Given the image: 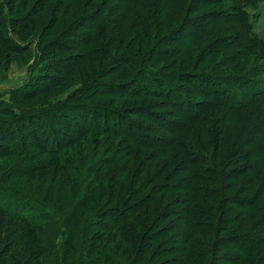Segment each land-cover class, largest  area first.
I'll list each match as a JSON object with an SVG mask.
<instances>
[{"label":"trees","instance_id":"1","mask_svg":"<svg viewBox=\"0 0 264 264\" xmlns=\"http://www.w3.org/2000/svg\"><path fill=\"white\" fill-rule=\"evenodd\" d=\"M109 1L102 0L100 3L106 5ZM116 1L106 13L100 9L98 16L86 11H83L81 16H76L82 29L80 34L73 31V24L70 29L62 30V33L66 32V37H74L76 43L81 45L68 44L60 39L54 49L48 45L44 46L45 58L52 57V60L55 59L53 57L63 56L64 60L67 59L64 62L70 64L68 67L58 70L55 64L47 66L45 63L44 68L51 70L52 74H47L36 83L13 90L9 97L11 104L0 103V158L10 156L12 159L7 168L0 167V176L13 180L18 174L35 175L51 166L58 172L59 183L71 185L66 193L74 196L80 191L77 194L80 197L75 203L69 199L66 204H58L65 194V184H59L56 190L58 203L55 200H44L45 194L43 198L36 196L33 189L23 190L26 195L16 191L15 195L19 196L18 203L23 205L22 208L3 207L0 212L4 214L3 210H6L7 217L18 223L24 235L22 242L26 247L30 246L29 239L26 238L30 227L49 235L46 240L41 239L35 245L37 248H33L30 258L34 257L35 260L31 264H60L56 255L57 237L61 241L59 246H72L78 235H83L87 241H91L92 231L109 228L99 220V217H103L101 208L87 214L84 219L77 220L79 211L92 202L97 191V200L105 195L107 203L118 202L126 206L119 219L116 214L109 218L110 227L124 239L123 242L140 238L136 245L137 250L142 246V252L135 255L129 264L132 261L134 264H141L145 260V254L152 248L150 245L155 237H149L145 234L146 231L136 234L133 226L142 225L146 229L147 226L162 224L170 216L168 211H164L159 216L151 217V210L156 207L151 202L158 194L167 192L169 187L162 185L167 184L164 183L166 178L173 179L178 175L179 180L172 184L182 191V197L175 204L181 207L177 216L182 221L183 232L180 240L186 245V249L183 253L181 249L179 257L173 261L174 264H264V34L257 31V19L264 11V0H237L231 6L200 14V9L205 5H214L221 0H202L201 5L195 4L200 0ZM69 2L75 3V0ZM117 3L120 5L116 8ZM62 8H65V0ZM129 10L134 14L132 16L137 27L135 35L129 38L120 37L116 42L114 38L117 40V35L114 30ZM6 11L11 12L10 8ZM65 11L71 13V10ZM94 11L96 9L88 12ZM73 19L75 16L71 17V21ZM59 24L56 15L47 28L53 29ZM171 27L173 30L186 31L182 36L184 42L176 43L179 47L182 43V57H188V60L193 58L191 69L195 70L183 71L176 75V78L164 77L162 80L158 76L154 77L156 85L158 83L163 86L162 90L158 86L153 87L149 76L133 79L145 65L157 63L161 54L156 53L160 52L159 46L165 38L162 33H167L170 38ZM229 30L231 31L226 34L225 31ZM108 33L110 38H107ZM211 33L219 34V47L215 46L212 40H208L210 43L199 46L194 56L188 54L189 49L197 44V41L199 44L203 37L213 38L209 36ZM105 38L106 42L103 40ZM110 39H113L111 45L116 42L115 50L108 47ZM0 45L6 48L9 43L1 39ZM68 50L79 51V54H75L77 57L74 61L70 58L74 55L65 54ZM203 51H206L207 56H202ZM222 53L224 55L208 67L212 70H199L209 63L211 65ZM128 63L132 67L127 72L125 66ZM164 65H172V61L165 60L162 63V66ZM80 67H85L89 73L94 71L95 75L93 78L85 76V80L81 75L77 77V80L81 78L84 85L83 90L80 89L82 94L76 99L105 101L106 96L113 95L116 99L120 97L118 95L135 98L138 94H144L145 97L156 94L164 96V99L170 98L167 101L172 103L171 106L177 110H174V113L182 120L176 122L179 124L177 129L181 132L178 137L175 136L177 140L172 142L177 150L172 154L173 166L166 174L163 172L168 163L165 159H162L160 164L159 160L154 163H137L140 167L136 173L137 169L131 167L133 162H137L136 153H133L130 146H119L117 149L114 142L103 141V150L96 146L99 143L94 144L91 150L89 146L81 144L78 152H85V155L86 151L95 153V156L101 150L104 153L110 151L108 156L102 154L94 163H90L87 171L75 173L73 170L78 166L75 159L78 157L59 155L60 150L74 145L87 134L86 132L94 134L95 137L106 134L107 139L110 135H122L130 140L132 132L128 129L138 131L136 121L125 109L107 115L106 110L94 112L91 105L73 104L67 98L48 101L39 98L65 82L66 77L76 78ZM227 68L236 72L232 71L233 74L228 75L220 71ZM113 74L128 79L123 80L122 84L108 85L107 92L84 93L89 91L86 90L88 88L97 87L96 76L106 77ZM227 76L231 78H226ZM176 79L188 81L186 91L179 88L180 83H176ZM140 82L145 87L152 88V93H149L151 89L143 90V86L138 87L139 90L129 88ZM7 106L15 108L18 113L16 110L10 111ZM3 108L5 112L2 111ZM191 109L193 111L188 113ZM141 110L145 112L143 108ZM215 112L216 115H213ZM87 113L92 115L89 126H86L84 121ZM137 114L135 112L134 115ZM97 115L103 117L98 119ZM114 120L120 122V132H115L116 129L111 127V121ZM8 121H13L18 126L15 127V132L6 135L11 128ZM175 127L171 126V130ZM133 138L134 143L140 145L145 143L143 140L148 136ZM165 147L167 146L164 144V147L160 148L163 149L160 155L173 151H165ZM27 157L34 159L33 166H30L31 161H28ZM90 167H93V172H98V177L104 172L109 173V182L99 184V178L95 176L97 178L93 177L91 182L86 184ZM143 174H146V181L139 184L138 177ZM128 180L129 183L126 184ZM96 181L98 183H95ZM120 182L122 184H119ZM6 187L8 184H5ZM15 187L20 190L16 185ZM147 189L150 190L149 196H141ZM31 202L34 203L33 207L29 206ZM25 210L35 211L37 218L25 216ZM124 221L130 222L131 226H123L121 222ZM153 255L155 254H151ZM59 258L66 260L65 251Z\"/></svg>","mask_w":264,"mask_h":264},{"label":"rangeland","instance_id":"2","mask_svg":"<svg viewBox=\"0 0 264 264\" xmlns=\"http://www.w3.org/2000/svg\"><path fill=\"white\" fill-rule=\"evenodd\" d=\"M64 0H0V40H4L6 43H9L8 47H3L0 45V103L1 105L11 104V101L9 100V97L11 96L13 90L17 89L20 86H26L30 83H36L40 78L46 77L47 74H52L51 70H46L44 68L45 63L47 66H52L53 64L56 65V69L62 70L64 67H68L70 64L65 63L63 56L59 57H53L55 59H52V57L45 58L43 56L44 53V46L48 45L49 48H55L56 43L61 39L68 44L72 45H81V43H76V39L74 37H66V32L64 31L62 33V30L65 28H69L72 25L73 31L77 34H80L82 32V29H80L76 16H81L83 11H86L87 13H92L94 16H98L97 14L100 12V9L108 11L111 6L116 4V0H110L106 5H103V3H100L102 0H75V3H70L69 0H65V8L61 9L62 3ZM74 1V0H73ZM237 0H221L217 4L214 5H205V7L201 8L199 13H206L207 11H211L217 8L222 7H228L236 3ZM58 3H60L58 5ZM195 4H202V0L196 1ZM68 5V6H67ZM120 4L117 3L116 8L119 7ZM44 7V8H42ZM10 8L11 12H7L6 10ZM43 9V10H42ZM58 9V10H57ZM96 9L94 12H88L91 10ZM65 10H71V13L65 11ZM264 10V7H263ZM114 11H117V9H114ZM132 10H129L124 16V20L118 25V28L116 27L114 30V33L117 35L115 41L117 42L120 37H126L129 38L131 35H135V30L137 27H135L136 23L134 22V15ZM35 13V14H33ZM195 14V12H194ZM31 15V17H30ZM58 15L60 24L56 28H47V25H49V22L53 17ZM71 21V17H74ZM104 16V15H103ZM195 16V15H193ZM5 20V22H4ZM76 20V21H75ZM5 23V24H4ZM172 29V27L170 28ZM170 38L167 33H162L164 35V39L162 40L160 47V52H157L156 54L160 57L158 58L157 63L154 65H145L135 76L137 77H150V80H152V85L154 87L158 86V88L163 89V86H159L158 83L154 82V77L158 76L160 79L164 80L165 78H176V75H179L181 72L186 70H195L191 69L193 65V58L188 60V57H182V50H180V47H182V43L180 44V47L176 42H181L183 40V34L186 33L184 29H181V31L177 30H170ZM61 31V32H60ZM229 31H225L226 34ZM257 31L261 34H264V11L257 19ZM61 33L63 35H61ZM112 33V32H111ZM110 33H108L107 38H110ZM61 35V36H60ZM168 35V36H167ZM59 36V37H58ZM209 36H213V38H208V36L203 37L201 40H199V44L197 41V44L193 45L189 49V55L194 56L199 49V46H203L208 42V40H212L211 42L219 47L220 43H218L219 34L211 33ZM69 38V39H67ZM105 40L106 42V39ZM161 38V37H160ZM112 40L110 39V44L108 45L110 50H115V44H112ZM220 40V39H219ZM175 41V42H173ZM66 43V44H67ZM223 43V42H222ZM108 44V43H107ZM12 46L14 48H12ZM20 46V47H18ZM209 47V45H208ZM53 48V49H54ZM13 49V50H12ZM109 50V52H110ZM168 51V52H167ZM179 51V52H178ZM42 53V55H41ZM177 53V54H176ZM65 54L68 55H74L70 56L72 58L71 60L74 61V58L77 57L75 54H79V51L75 50H68ZM173 54V55H172ZM175 54V55H174ZM169 55V56H168ZM206 55V51L202 53V56ZM224 54L218 55L214 61L204 67V69L199 70H212L208 68L211 67L214 62L219 60ZM65 56V55H64ZM63 57V58H62ZM104 57V55H103ZM102 57V58H103ZM61 58V59H58ZM69 58V57H68ZM166 60L172 61V65L168 66H162V63ZM187 61V62H185ZM62 62V63H60ZM199 62V61H197ZM64 63V65H63ZM132 66L129 65V63L125 66V70L128 72ZM218 69V68H217ZM198 70V69H197ZM214 71V70H213ZM221 72L225 74H233V72H236L235 70L226 69V70H220ZM233 71V72H232ZM78 75L76 78L70 79L66 77L65 82H62L57 87L53 88L46 94H42L39 96L41 100H64L67 98V100H70L73 104L79 103L82 105H91V110L94 112L103 111L106 110L107 115H111V113H114L115 111L119 109H125L126 112L133 118L136 122L135 125H137L138 131H134L131 129H128L132 132L130 140H128V137H123L122 135H110L107 139V135H100L95 137L94 134H91L89 132H86L87 134L83 135L80 140H77V142L73 145H70L68 148L60 150L59 155H64L67 157H78L75 159L77 166V169L73 170L75 173L80 172L81 170L87 171V167L90 163H94L99 156L104 154V156H108L109 152H101L103 149L101 146L104 147L102 144L103 141L107 142H114V147L119 149V146H130L133 150V153H136L138 156L137 162H133L131 167H134L136 170V173L139 172L138 164L145 163V161H149L150 163L156 162V160H159V164L162 162V159H165L168 161L166 164V169H163V172L165 171V174L170 170V168L173 166V159L172 156L173 152L177 150L175 146L172 145V142L177 140V135L180 134V130L177 129V126L179 124H176V122H180L182 119L174 113L175 108H173L171 105V102H168L170 100L169 97L160 96V95H152L149 97H145L144 94H138L136 97H128V96H120L119 98H113L116 96H106L105 101L100 100H86L82 101L81 99H76L78 96H80V89L83 90L82 86L83 81L81 78L84 79V77L93 78L95 73L88 72V70L85 69V67H80V69L77 71ZM128 74V73H127ZM81 75V78L77 80V77ZM165 77V78H164ZM226 78H229L228 76ZM231 78V77H230ZM229 78V79H230ZM128 78L120 77L117 74H113L111 76L106 77H97L95 81L97 82V87L94 88H88L86 90H89L88 92H84L87 94H97L101 91H108L110 84H122L123 80H127ZM85 80V79H84ZM130 80V79H129ZM187 80H178L176 79V83H180L178 86L182 90H185V87L188 83ZM127 83V81H125ZM131 82V81H130ZM189 85V84H188ZM143 86V87H142ZM143 88L144 89H151L149 93H152V88L141 84V82L136 85L135 87L131 86V90H134L135 88ZM139 88L137 90H139ZM193 88H195L193 86ZM201 89V87H198V89ZM196 89V88H195ZM119 90V89H116ZM160 92L162 93V91ZM197 90V89H196ZM201 97V96H198ZM168 100V101H167ZM5 107V106H4ZM182 107V106H181ZM198 106H195L197 108ZM10 111L16 110L15 108H11L7 106ZM145 112H142V109ZM101 109V110H100ZM226 110V109H223ZM3 112H5V108L2 109ZM18 113V110H16ZM177 112V110H175ZM193 110H189L188 113L192 112ZM135 112H137V115H134ZM139 112H142L139 113ZM217 112H215L213 115H216ZM76 116V115H75ZM87 116V117H86ZM98 119L103 117L102 115H97ZM92 115L90 113L85 114V123L86 126H89V120ZM63 123V121H61ZM8 123L11 124V128L7 131L6 135L15 132V127L18 126V124L13 123V121H8ZM120 123V122H119ZM117 120L111 121V127L113 129H116L115 132H120V126ZM210 124V123H209ZM171 126H176L173 130H171ZM65 128V127H64ZM66 129V128H65ZM126 127L124 131H126ZM176 130V131H175ZM178 130V131H177ZM1 131V130H0ZM173 131V132H172ZM19 134H21L19 132ZM146 135L148 138L144 139L145 143L143 144H135V139L133 138L138 136ZM177 136V137H175ZM96 138V139H94ZM95 140V141H94ZM99 143V144H98ZM81 144L89 146V150L92 149L94 144H98L96 146H99L98 149H102L100 153H98L95 156L94 154H90L86 151L85 152H78L80 149ZM164 144L167 146L164 148L166 151L167 149L173 150L168 151L166 154L160 155L163 152ZM172 145V146H171ZM79 148L77 149L76 147ZM162 146V147H161ZM26 147V146H24ZM85 147V146H84ZM101 147V148H100ZM11 149V148H10ZM17 150L19 148H16ZM130 149V148H129ZM128 149V150H129ZM24 150H27L24 148ZM109 150V149H108ZM30 151V150H29ZM27 152V151H24ZM28 153V152H27ZM1 156V151H0ZM23 156V155H22ZM86 156V158L84 157ZM159 157L158 159H156ZM23 158V157H22ZM180 159V156H179ZM178 159V160H179ZM12 159H10V156L7 157H1L0 158V167L3 169L7 168L8 165L12 162ZM27 160L31 161L30 166H33V160L30 157H27ZM126 160V159H123ZM136 161V160H135ZM66 162V161H65ZM123 162V161H122ZM135 163V164H134ZM138 163V164H137ZM157 164V163H156ZM94 167V166H93ZM93 167H90L88 171L90 172L89 179H87L86 184H89L91 182V179L95 176H97L98 172L92 171ZM130 167V168H131ZM138 167V168H137ZM2 172V171H1ZM10 172V171H9ZM42 171H39L35 175H25V173H21L16 175V178H12L13 180H9L7 177L0 176V208L6 207L8 208H15L16 206H19L22 208V204H19V196H16V191H19L20 193L25 194V191L34 190L35 195L38 197L43 198V195L46 198H43L44 200H55L58 192L56 191L58 189L59 184H65L64 188V195L63 199L61 198L58 204H66L69 199L72 200L73 203L77 201V199L80 197L79 194L80 191H77V194L74 196L68 195L66 193L67 190H70L69 187L71 186L68 183H59V176L57 170L54 169V167H49L48 169H45L42 173ZM108 172V171H107ZM132 173V172H131ZM108 174L104 172L103 174L99 175L98 181L99 184H107L109 182L108 180ZM95 177V178H97ZM117 177V176H116ZM146 174H143L138 177L139 184H142L144 180L146 179ZM179 176L177 175L176 178H166V181L162 184L166 187H169L167 189V192L158 194L151 202L152 205H156V207L151 210V217L154 215H160L164 211H168L169 217L162 223L156 224V226H147L145 229V226L142 225H135L134 230L136 231V234L143 233V231H146V235L149 237H155L153 239V242L150 246L152 248L149 250V253L145 254V260L141 262V264L151 263V264H174V260L179 257L180 251L182 250V253L186 249V245H184L180 238L182 239V221L178 219V210H180L181 207H179L177 203L180 198L182 197V191H179L177 187H174L172 183L177 182L179 180ZM96 181L95 183H98ZM146 181V180H145ZM150 182V181H149ZM129 183V180L126 181V184ZM170 183V184H169ZM5 184H8V187L5 188ZM10 184V185H9ZM94 184V183H93ZM119 184H122L121 182ZM15 185L20 188L16 189ZM150 190L147 189L146 191L141 193V196H149L148 192ZM155 191V190H154ZM156 192V191H155ZM75 193V192H74ZM83 191H81L82 196ZM97 191H95L93 195L92 202L88 205H86L83 209H81L77 215V220H82L87 214H90L91 212H95L98 210V208L102 209V215L103 217H99L100 222L107 225L109 228H104L102 231H92L91 234L92 240L87 241L86 238L83 235H78L76 237L75 243L70 246L66 245L59 246L58 244L61 243L59 238L57 237L55 239V245L58 247L56 255H58V259L60 261V264H129V261H131L135 255L142 252V246L140 247V250H137L136 243L140 239L138 237V240L135 239L133 241L123 242L124 239L120 237V235L116 234L117 232L114 230H111L110 227L111 221L109 218L116 214L117 218L119 219L120 216L124 213V210L126 206L120 204V203H111L110 201L107 203L104 199L106 196L103 195L102 198H99L97 200ZM139 198V197H137ZM34 202V201H32ZM29 203V206L33 207L34 203ZM80 208V207H79ZM2 210V209H0ZM5 212L2 214L0 212V264H31L32 261L35 260L32 256V251L35 245L41 240H46L49 235L46 232L40 233L37 229L30 227V230L28 232V235H26V238L29 239V244L26 247L24 242H22V237L24 235L21 233L19 229V225L14 219H11L7 217L8 212L6 210H3ZM22 213V212H21ZM25 216H29L30 218L36 219L37 214L35 211H24ZM119 213V215H117ZM101 215V216H102ZM126 218V217H125ZM143 219V217H142ZM48 222V221H47ZM123 226H131L130 222L124 221L121 222ZM48 235V236H47ZM144 239V238H142ZM121 241V242H120ZM137 241V242H136ZM145 244V243H144ZM44 247H46V244L43 243ZM142 248V249H141ZM65 251V257L66 260L62 261L61 257L62 254H64ZM151 254H155L151 256ZM68 255V256H67ZM151 256V257H150ZM156 256H158L156 258ZM174 261V262H173ZM180 260L177 261L179 263ZM130 264H134V261H132Z\"/></svg>","mask_w":264,"mask_h":264}]
</instances>
